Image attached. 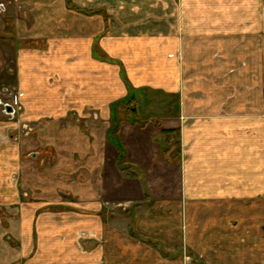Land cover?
<instances>
[{
    "label": "crops",
    "instance_id": "0c3cea01",
    "mask_svg": "<svg viewBox=\"0 0 264 264\" xmlns=\"http://www.w3.org/2000/svg\"><path fill=\"white\" fill-rule=\"evenodd\" d=\"M222 1L0 0V86L31 131L0 147V264H264L261 89L210 87L225 68L201 55L264 25L257 0ZM128 101L118 138L148 199L108 139Z\"/></svg>",
    "mask_w": 264,
    "mask_h": 264
},
{
    "label": "rangeland",
    "instance_id": "374dc122",
    "mask_svg": "<svg viewBox=\"0 0 264 264\" xmlns=\"http://www.w3.org/2000/svg\"><path fill=\"white\" fill-rule=\"evenodd\" d=\"M163 1L164 0H161V2ZM222 2L223 1L221 0V3ZM159 4L163 5V3H159ZM173 4L174 5L178 4L177 0L175 2L173 0ZM256 7L258 8V11H260V15L262 16L261 22L262 25H264V0H257ZM237 39H241V40H237L234 43H232L233 42L232 41L230 45L224 43L223 45H221V47H218L219 50H215L214 52L212 51L213 49L211 48H217V46H212V45L201 46V49L204 51V53L202 52L201 55L206 56L207 53L206 58H208L209 57L208 52H209L211 54V59H212V60L210 59L209 61H211V63L212 61H215L216 65L217 64L221 65V69H223V67L225 68L222 75L220 74V76L219 75L215 76V77H219V79L218 78L213 79L212 77H209L208 79L204 80V83L208 84L210 87H217L222 83L223 85H227L228 81H230L231 83L230 88H233V90L236 91L235 93H237L236 94L237 101H241V100L250 101L253 100L251 98L255 96V90H252L251 94H249L248 92L247 94L244 95L238 93L240 91L241 85L251 86L253 87V89L260 88L261 100L264 101V42L262 41L261 45H259V43H254L251 46H247V44H245L246 39L244 37H239ZM192 45L193 44L187 47L188 58L194 60L196 57V53L193 51L195 46ZM182 52L183 50L179 52L180 53L179 61H181L182 63L181 65L183 66L182 74H181L182 75L181 82L183 83L184 86L199 85L200 84L199 81L201 82V79L198 78L197 73L194 71L192 64L193 62H191V64L188 62L189 70L187 71V68H185L184 66L185 63ZM11 66L13 67L12 63H7L6 65H4L3 68H12ZM1 68L2 67H0V71L4 72V70ZM7 73H11V71ZM185 78H187V81H185ZM171 145H172L171 148H174L175 150L176 149L175 139H173V141L171 140Z\"/></svg>",
    "mask_w": 264,
    "mask_h": 264
},
{
    "label": "flooded vegetation",
    "instance_id": "af4514ba",
    "mask_svg": "<svg viewBox=\"0 0 264 264\" xmlns=\"http://www.w3.org/2000/svg\"><path fill=\"white\" fill-rule=\"evenodd\" d=\"M6 75H8L6 72H1L0 81ZM21 113L22 107L16 99V89L7 85L0 86V147L6 143H13L15 139L20 141L31 132L23 122V118L20 117ZM26 157L37 161L40 153H28Z\"/></svg>",
    "mask_w": 264,
    "mask_h": 264
},
{
    "label": "trees",
    "instance_id": "16d2710c",
    "mask_svg": "<svg viewBox=\"0 0 264 264\" xmlns=\"http://www.w3.org/2000/svg\"><path fill=\"white\" fill-rule=\"evenodd\" d=\"M126 105H128V107L124 105L126 109H124L122 102L115 105V107H113L114 120L116 122L114 123V125L112 126V128L110 129L108 133V139L117 149V152H118L117 168L121 176L124 178H140L144 186V182H143L142 176L139 174V171L134 166L128 164L125 161V151L118 138V122L120 121L118 116L119 115L121 116V113L123 115L124 112H126L127 114H132L133 116L136 115V110L131 107V104L129 101L126 103ZM163 134L165 137L173 136L174 139L178 137L177 131L163 132ZM167 150L168 149L163 150V154L166 153ZM148 197H149V194L145 187V198L148 199Z\"/></svg>",
    "mask_w": 264,
    "mask_h": 264
}]
</instances>
